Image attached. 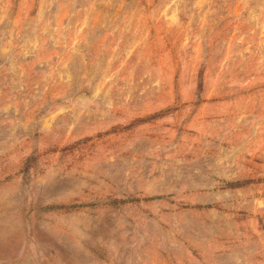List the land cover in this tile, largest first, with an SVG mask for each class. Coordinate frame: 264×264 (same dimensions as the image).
<instances>
[{"label": "rangeland", "instance_id": "374dc122", "mask_svg": "<svg viewBox=\"0 0 264 264\" xmlns=\"http://www.w3.org/2000/svg\"><path fill=\"white\" fill-rule=\"evenodd\" d=\"M0 264H264V0H0Z\"/></svg>", "mask_w": 264, "mask_h": 264}, {"label": "water", "instance_id": "95a60500", "mask_svg": "<svg viewBox=\"0 0 264 264\" xmlns=\"http://www.w3.org/2000/svg\"><path fill=\"white\" fill-rule=\"evenodd\" d=\"M87 96V95H86Z\"/></svg>", "mask_w": 264, "mask_h": 264}]
</instances>
